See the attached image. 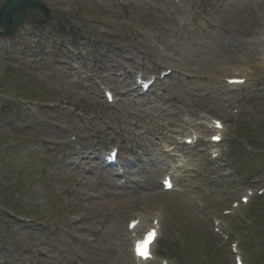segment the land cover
Here are the masks:
<instances>
[{
    "label": "rangeland",
    "instance_id": "374dc122",
    "mask_svg": "<svg viewBox=\"0 0 264 264\" xmlns=\"http://www.w3.org/2000/svg\"><path fill=\"white\" fill-rule=\"evenodd\" d=\"M45 2L50 20L30 13L0 38V264H133L127 222L155 209L163 231L151 264L162 254L169 264H235L215 219L253 264L243 216L259 197L223 211L264 186V0ZM237 65L250 83L227 87ZM165 69L173 73L148 94L133 91L138 73ZM101 85L120 102L108 104ZM202 115L226 124L221 159L203 139L186 150L176 190L162 193L173 165L164 146ZM109 145L121 149L123 179L103 166ZM262 212L264 203L252 210Z\"/></svg>",
    "mask_w": 264,
    "mask_h": 264
},
{
    "label": "water",
    "instance_id": "95a60500",
    "mask_svg": "<svg viewBox=\"0 0 264 264\" xmlns=\"http://www.w3.org/2000/svg\"><path fill=\"white\" fill-rule=\"evenodd\" d=\"M42 8L35 0H10L0 9V26L6 35L13 34L28 16L29 10Z\"/></svg>",
    "mask_w": 264,
    "mask_h": 264
},
{
    "label": "snow or ice",
    "instance_id": "6c2138e0",
    "mask_svg": "<svg viewBox=\"0 0 264 264\" xmlns=\"http://www.w3.org/2000/svg\"><path fill=\"white\" fill-rule=\"evenodd\" d=\"M153 234H150V238ZM147 242H145L146 244ZM145 244H141V245H138V252L142 255V256H146V247H145Z\"/></svg>",
    "mask_w": 264,
    "mask_h": 264
},
{
    "label": "bare ground",
    "instance_id": "6f19581e",
    "mask_svg": "<svg viewBox=\"0 0 264 264\" xmlns=\"http://www.w3.org/2000/svg\"><path fill=\"white\" fill-rule=\"evenodd\" d=\"M241 69V73H244V74H246L245 76H247V77H249V74H248V71L246 70V69H244V68H240ZM229 78H231V77H229ZM114 188H117V186L115 185V186H113ZM175 189V188H174ZM157 218H160L159 217V215H158V217Z\"/></svg>",
    "mask_w": 264,
    "mask_h": 264
}]
</instances>
